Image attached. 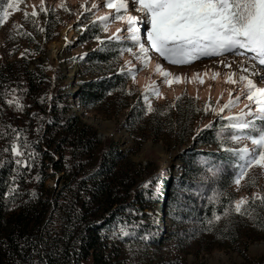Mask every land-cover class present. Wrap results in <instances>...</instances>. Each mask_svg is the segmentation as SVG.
<instances>
[{"label": "trees", "instance_id": "1", "mask_svg": "<svg viewBox=\"0 0 264 264\" xmlns=\"http://www.w3.org/2000/svg\"><path fill=\"white\" fill-rule=\"evenodd\" d=\"M95 33L100 37L98 28ZM100 45L86 60L102 74L110 72L105 67L118 58L120 44L104 40ZM28 73V92H41L46 79L35 82L36 77ZM13 75L9 68L7 73L0 70L3 118L8 106L4 103V81ZM127 81L117 68L110 75L84 81L79 85L81 106L104 101L112 92L126 94ZM38 94L30 95L34 101L26 106L31 122L45 115L50 101L46 94ZM72 101L70 93L60 90L50 102L47 129H39L45 133L44 145L34 142L22 156L10 150V157L0 161V264H206L202 260L190 262L186 255L200 248L212 252L233 247L253 233L256 221L264 222L261 199L244 204L243 215L234 211L235 195L229 188L237 171L233 167L237 158L225 150L230 148L229 143H221L218 128L212 127L196 135L198 143L182 153V182L189 192L183 195L181 220L175 219L174 229L166 231L157 220L155 194L151 213L146 210L143 196L151 187L135 189L140 170L118 147L101 144L93 126L69 114ZM186 102H179L175 111L154 106L153 132L163 130V125L172 130L177 126L181 142L188 140L200 109L192 100ZM35 106L43 112L34 111ZM203 160L207 161L205 165ZM216 168L222 171L214 177L210 169ZM51 169L55 174L62 172L55 186L47 184L53 176ZM163 176L167 178L168 173ZM199 189H203V197L196 193ZM225 209L229 210L227 214ZM213 213L220 219H214ZM245 226L250 229H243Z\"/></svg>", "mask_w": 264, "mask_h": 264}, {"label": "rangeland", "instance_id": "2", "mask_svg": "<svg viewBox=\"0 0 264 264\" xmlns=\"http://www.w3.org/2000/svg\"><path fill=\"white\" fill-rule=\"evenodd\" d=\"M7 4L8 0H0V15L3 14ZM40 7L41 0H19L16 9H9V16L3 23H0V70L7 73L9 68L14 73L4 81L6 83V88L3 90L4 103L8 106L4 118L0 114V161L10 157L13 144L18 146L22 155L26 154L25 144L27 147L33 145L34 142L44 145L45 133H41L39 129L42 131L47 129L50 119V102L60 90H64L70 93L73 100L69 114L79 116L85 123L93 126L101 144L118 147L126 155L130 164L140 170L136 190L142 189V181L158 178L153 185L149 186L151 191H146L147 195L143 196L144 204L147 207L146 210L151 213L152 196L155 194L158 222L162 223L166 231L174 229V220H181L179 212L185 203L183 195L189 192V188L187 190V186H183L182 182L184 161L181 156L183 151L197 144L196 135L210 127L218 128V134L221 135L223 141L229 143L230 148L239 149L248 146L249 140L236 143L228 138L232 130L227 128L228 119L223 117L231 110H234L235 116L238 115L241 111H236V109L248 100L246 96H238L241 88L236 83L228 84L227 87H232V90L226 98L225 96L201 98L199 93H195L189 86H184L179 93L171 94L170 89L163 83L164 80H158L157 73L151 71L150 62L153 59L158 60L159 63L162 62L171 68L174 75L182 74L187 80L192 72L198 75L205 69H213L216 72L219 70L223 76L229 74L230 77V74H234L230 78L236 81L235 75L243 71L239 67L242 57L226 55L223 59L230 64V67L220 63L221 58L215 56H202L189 64L173 65L155 52L149 53L150 59L144 65L141 60L123 51L132 46L131 42L125 39L127 36L121 37L119 41L112 39L111 41L120 44L117 52L118 58L111 61V65L105 69L112 72L117 68L120 75L128 78L124 86L126 94L112 92L104 98V101L90 104L88 107L81 106L79 85L84 81L98 79L103 74L109 73L110 75V72L103 71L100 74L94 71L93 64H88L86 58L101 47L102 41L108 40L107 37L112 35L109 28L114 26L117 20H110L107 24V31H104V25L97 18L99 13L106 8L105 0H43V7L46 11H40ZM33 8L37 11L36 17L31 16ZM25 12L28 13L27 18H25ZM139 25L144 29V38H146L144 22L141 21ZM41 28L44 30L40 31ZM97 28L100 31L99 39L95 37ZM53 50L55 51L52 52ZM21 53L24 55L21 56ZM129 70L134 73V77L129 75ZM29 71L36 77L35 82H39V78L46 79L41 92H28L27 75ZM244 74L248 75V73ZM141 75L147 76L146 80L150 85L156 84L155 88L165 92L164 96L147 93L153 100V105L150 104L152 108L167 106L175 111L179 102L186 105V99H188L200 109L192 122V134L188 140L181 142L180 136L177 135V126L172 130L163 125V130L156 134L153 132L151 112L147 111L148 105L142 98L145 89L150 86L147 85V81L141 82ZM178 85L179 83L176 86L179 87ZM194 85V87L203 88L200 84ZM38 93L46 94L50 101L45 115L40 114L35 121L33 119L31 122L29 119L32 117L30 111L26 112V106L34 101L30 95H39ZM230 101L232 102L230 107L224 108L220 113L216 111V107L220 109L223 104H229ZM33 110L43 112L36 106ZM243 110L247 113L245 108ZM255 125L257 127L264 125V121H257ZM208 147V145L202 146V148ZM203 163L205 165L207 161L203 160ZM164 172L168 173L165 179L163 178ZM50 173L53 176L47 184L55 186L62 172L55 174L51 169ZM229 191L235 195L234 207L235 202L242 197L246 198V203L259 199L254 198V194L257 197H264V168L254 165L248 169L239 186L234 183L233 179ZM196 193L200 197L204 195L203 189H199ZM252 227L253 233L242 243H236L233 247L224 246L223 249H215L212 252L200 248L186 256L190 262L202 260L206 264H264V222L256 221ZM243 229L248 231L250 228L245 226ZM86 264L92 263L87 262Z\"/></svg>", "mask_w": 264, "mask_h": 264}, {"label": "snow or ice", "instance_id": "3", "mask_svg": "<svg viewBox=\"0 0 264 264\" xmlns=\"http://www.w3.org/2000/svg\"><path fill=\"white\" fill-rule=\"evenodd\" d=\"M18 2L19 0H8L3 14L0 15V23L9 16V9H16ZM105 6L114 9V15L97 18L104 25V31H107V24L112 19L124 22L128 34L125 39L129 40L132 46L123 51L132 54L144 65L150 59V49L173 65L189 64L202 56H215L221 58L220 63L230 67V64L223 59L226 55L242 57L239 67L243 71L239 75V81L245 82L246 98L249 101V105L245 107L248 111L245 113L242 110L238 115L227 118L229 121L227 128L232 130L228 138L236 143L250 140L253 147L225 150L237 158V162L233 165L237 169L233 178L237 186L244 179L248 169L254 165L264 168V125L257 127L253 120L243 119L245 115H252L253 109L250 105H255V119L264 121V0H105ZM93 7L97 6L93 5ZM130 9L137 14H131ZM40 11H46L43 0ZM24 15L25 18L28 17L27 12ZM31 16H37L35 8ZM141 21L146 28V38H144V29L139 27ZM120 32L121 28H117L107 39L119 41L121 36L117 33ZM23 55L24 53H21V56ZM156 71L169 85L180 82L179 75L168 72L160 63L156 64ZM129 75L134 77L131 70ZM169 77L172 79H168ZM229 82L237 81L230 79ZM149 92L156 96L160 93L155 87H147L142 94L145 104L148 105L147 111L151 112L153 109L149 103L147 94ZM231 103L230 101L229 104L224 105L220 111L223 112L224 108L230 107ZM11 152L16 156L22 155L16 144L12 145ZM16 163L20 164L21 160H17ZM210 171H213L215 177L222 169L216 168ZM156 180L158 178H152L142 184V187L147 189ZM254 198L264 202V197H257L254 194ZM245 203L244 197L236 201L234 211L243 215L242 206ZM228 211L225 209V214ZM213 216L216 220L220 219L215 213ZM208 223L211 224L212 221L209 220ZM123 234L128 235L127 232Z\"/></svg>", "mask_w": 264, "mask_h": 264}, {"label": "bare ground", "instance_id": "4", "mask_svg": "<svg viewBox=\"0 0 264 264\" xmlns=\"http://www.w3.org/2000/svg\"><path fill=\"white\" fill-rule=\"evenodd\" d=\"M130 12H131V14H134V12H132V10H130ZM105 15H108V16H113L114 15V9H110V8H108V7H106L103 11H101L100 13H99V17H102V16H105ZM139 27H141L140 25H139ZM117 28H121V32L120 33H118L121 37H123V36H127L128 34H127V32H126V30H124V28L126 29V24L124 23V22H122V21H117V23L116 24H114V26H112V27H110L109 28V30H110V32H115L116 31V29ZM124 32V33H123ZM127 34V35H126ZM55 50H53L52 52H54ZM53 54V53H52ZM157 63H159V61L158 60H155V59H153L151 62H150V69H151V71L152 72H154V73H157V79L158 80H164V77H162L161 75H160V73L158 72V71H156V64ZM160 65H161V67L162 68H164V69H166L168 72H170V73H172L173 75H174V71L171 69V68H169L168 66H166L164 63H160ZM206 68V67H205ZM181 72V71H180ZM226 73V72H225ZM229 75V74H228ZM228 75H226V76H223L220 72H219V70L216 72V71H214L213 69H205V70H203V71H201L198 75L196 74H194L193 72L188 76V80L187 79H185L186 77L185 76H183L182 74H180L179 76H180V82H178L179 83V87H177L176 85L178 84L177 82H173L171 85H169V84H167V83H165V82H163V83H165L166 84V86L168 87V89H170V93L171 94H173V93H175V92H177V93H179V92H181L182 90H183V87L184 86H189V87H191V89H193V91H195V93H199V95L201 96V98H207V97H209V96H214V97H217V98H219V97H222V96H225V98H226V96H228L229 94H230V92H231V90H232V87H227L228 86V84H231V85H233L234 83H231V82H229V80L231 79V80H233L234 81V79L233 78H230ZM239 75L240 74H236L235 75V78H236V84L237 85H239V88H241L240 90H239V94H238V96H246V89H245V87H244V84H245V82H242V81H239ZM147 77V76H146ZM146 77L144 76V75H141L140 76V80H141V82H146L147 80H146ZM251 78V77H250ZM150 79H152V78H150ZM149 79V80H150ZM168 79H172V77H169ZM253 79V78H252ZM201 81H203L202 83H201ZM148 82V84L147 85H149L150 87H155V85H150V83H149V81H147ZM194 84H196V85H202L203 86V88H197V87H194L195 85ZM194 85V86H193ZM202 86H200V87H202ZM235 87V86H234ZM201 89V90H200ZM159 91V93H160V95L159 96H164V93L165 92H163L162 90H158ZM77 102V101H76ZM149 102H150V104L151 105H153V100L149 97ZM246 102V101H245ZM247 103H244V104H242L241 106H239L237 109H236V111H242L243 109H244V106L246 105ZM220 106H221V104H220ZM223 106H224V104H223ZM220 109H221V107H220ZM220 109H217V107H216V111L217 112H219L220 111ZM253 109V113L255 114L256 113V109L255 108H252ZM244 111V110H243ZM248 111V110H247ZM245 112V111H244ZM215 113V112H214ZM213 113V114H214ZM246 113V112H245ZM227 117H229V116H235V114H234V110H231L227 115H226ZM248 115H245L244 117H243V119H246V120H248L249 118V116L247 117ZM247 147L249 148V149H252V147H253V145H252V143H251V141L249 140V142L247 143Z\"/></svg>", "mask_w": 264, "mask_h": 264}]
</instances>
